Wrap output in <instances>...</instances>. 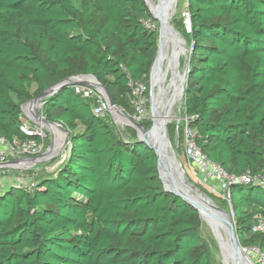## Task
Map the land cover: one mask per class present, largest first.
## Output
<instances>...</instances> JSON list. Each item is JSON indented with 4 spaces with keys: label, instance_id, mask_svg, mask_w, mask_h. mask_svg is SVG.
<instances>
[{
    "label": "trees",
    "instance_id": "1",
    "mask_svg": "<svg viewBox=\"0 0 264 264\" xmlns=\"http://www.w3.org/2000/svg\"><path fill=\"white\" fill-rule=\"evenodd\" d=\"M187 4L182 105L196 146L234 178L256 175L264 170V0ZM157 43L144 0H0V138L23 140L22 105L80 75L132 116L127 82H142L148 98ZM91 106L72 87L42 101V117L70 136L68 155L33 189L0 192V264H214L198 213L164 191L154 152ZM230 203L240 246L264 251V234L251 233L264 189L234 184Z\"/></svg>",
    "mask_w": 264,
    "mask_h": 264
},
{
    "label": "built area",
    "instance_id": "2",
    "mask_svg": "<svg viewBox=\"0 0 264 264\" xmlns=\"http://www.w3.org/2000/svg\"><path fill=\"white\" fill-rule=\"evenodd\" d=\"M187 6V0H184L183 24L186 32L190 33L191 21ZM144 25L147 28H154V25L150 22H145ZM72 88L75 95L92 101L91 113L93 116L97 118H106L108 116H111L112 119L115 118L105 95L101 91L84 85H74ZM127 88L133 109L132 119L134 122L140 123L146 119L149 96L147 98L146 88L140 81L129 79ZM27 106L21 109L22 120L19 127L25 138L23 140L0 138V192L10 186L31 190L36 184L35 180L26 181L23 174L37 165L32 160L43 154L45 142L48 140V131L42 125L40 126L33 122V116L30 114V110H27ZM197 136L196 131L189 128L188 119L185 117L183 154L189 167L201 183L214 189V191H217L223 198L228 200H230V187L237 183L252 184L264 189V170L253 176L246 174L239 179L228 175L220 166L207 159L201 153L196 146ZM10 171H19L21 173L18 179H10L8 182L13 183V185L7 183L8 177L1 176V174L9 173ZM6 183L7 185H5ZM253 220L251 233L264 234V215L258 213ZM247 250L255 253L257 264H264L263 250L259 247L243 248L245 253Z\"/></svg>",
    "mask_w": 264,
    "mask_h": 264
},
{
    "label": "water",
    "instance_id": "3",
    "mask_svg": "<svg viewBox=\"0 0 264 264\" xmlns=\"http://www.w3.org/2000/svg\"><path fill=\"white\" fill-rule=\"evenodd\" d=\"M144 3L148 9L146 0H144ZM152 18L154 19V21L158 22V43H157L156 55H155V58H154V61H153V64L150 70V77H152L153 68H154V65L158 57L159 44H160V39L162 36V31H163V21L159 20L158 18L154 16H152ZM167 21L168 19L166 20V22ZM167 24L169 25V23ZM169 27L171 30H173L176 36L180 37V34L172 27L171 24L169 25ZM189 53L190 52L187 50V55L185 57L184 64H183V73H182V79H181V92H182L181 104H180L181 106L183 102L184 90H185V85L187 81V68H188ZM74 85L90 86L93 89L101 91L105 95L109 103L111 111L120 112L125 117V119L131 123L130 126L136 130L138 134L137 141L145 144L150 150L154 152L156 156L159 179L162 182L164 191L166 193L179 197L180 199H182V201L190 205L194 210H196L200 220H201V214L203 212L206 216H208L212 221H214L217 224V228L221 229L222 234L224 236L223 248L226 252V256L228 257V259L231 261L232 264H251L249 260L244 256L243 248L238 243L236 231L233 226L231 216L229 215L227 211L218 207L212 201L211 198H209L206 194L200 191V189L195 187L186 178L183 168H182V164L180 163L169 141L168 134L166 132H164L163 136H161L160 134H157V139L153 144L148 143L145 140V138H140L139 132H141V134L143 135V133H145L147 130L144 129L140 124L130 119V117L127 114H125L121 109H119L115 105V103L113 102L111 97L108 95L107 91L105 90V88L95 79V77L80 75V76H75V77L62 80L58 82L57 84L53 85L52 87L48 88L47 90H45L39 96L35 97L31 101L22 105L21 109L24 106L32 105L34 107L33 122L36 124L42 125L48 131H51V132H53L52 131L53 127L59 129L61 132L65 134L64 146L69 145L71 142H70V136L68 132L59 123L48 122L43 117H40L37 113L36 107L39 106L42 108V101L52 96L56 92H58L61 88L72 87ZM149 98L152 99V84H151V89L149 93ZM151 106H152V101H151ZM47 154L48 153L45 152L41 156L33 159L32 160L33 163L40 164V163L45 162L49 157ZM162 176H164L165 181L167 182L168 186H166V183ZM181 192L186 193V194H194L195 196L198 197V201L204 203L205 206H200L199 202L198 204L192 203L191 201L186 199L181 194Z\"/></svg>",
    "mask_w": 264,
    "mask_h": 264
},
{
    "label": "rangeland",
    "instance_id": "4",
    "mask_svg": "<svg viewBox=\"0 0 264 264\" xmlns=\"http://www.w3.org/2000/svg\"><path fill=\"white\" fill-rule=\"evenodd\" d=\"M151 1H153V4L155 5H159L161 2V0H151ZM183 11H184V0H176L174 14L171 17L170 24L180 34V37L178 36V41H181L183 45V47H180V48L178 47L177 49L180 74L183 73L182 69H183L185 57L187 55V50L190 52V49H191L189 46V42H188L187 32H185L186 30L184 31L183 25H182ZM156 23L158 25V22ZM158 57H159V53H158ZM165 65H168L167 59H165ZM166 78H167V67L164 70L163 80L165 81ZM151 84L153 87V78L150 77L149 75L148 96L150 93ZM179 109H180L179 122L170 124L167 128V134H168L169 141L172 145V148L175 151L180 163L182 164L184 174L186 178L190 181V183H192L195 187L200 189V191H202L209 198H211L212 201L218 207L224 209L225 211L229 213V215L231 216L232 222H233V226H234L233 211H232L230 200L223 198L222 195H220L217 191H214V189L201 183L196 178L195 174L193 173V170L189 167L188 163L186 162V159L183 154V132H184V127H185V113H184L183 105L180 106ZM37 113L40 117H42L41 107L37 108ZM151 113H152L151 99L148 98V108H147L146 119L138 123L146 130H149L152 126ZM128 116L130 117V119H132V116L130 115ZM108 121L112 124L115 132L119 136L127 138L132 135L136 139H138V134L136 130L130 126L131 123L117 120L116 117L112 119L111 116H108ZM55 140H56V144L55 146H53ZM64 140H65V135L61 131H59L57 135L54 132L48 131V140L45 142L43 153L45 152L48 153L47 155L49 157L45 162L37 164L32 170L25 172L23 174V177L26 181L35 180V179L40 180L41 178L51 176L52 174L54 175L58 166L63 163V161L66 159L68 155L69 145H65L63 147L62 143ZM1 176L8 177V181H7L8 183L10 179H18L21 176V173L19 171H10L9 173L1 174ZM7 183L5 185H7ZM8 184L13 185V183H8ZM201 222H202L201 236L205 241H207L210 244V251H211L212 260L214 264H223V260H222L219 247L211 233V230L202 220ZM246 253L249 256L250 261L253 264H257V258L255 256V253H252L248 250L246 251Z\"/></svg>",
    "mask_w": 264,
    "mask_h": 264
},
{
    "label": "bare ground",
    "instance_id": "5",
    "mask_svg": "<svg viewBox=\"0 0 264 264\" xmlns=\"http://www.w3.org/2000/svg\"><path fill=\"white\" fill-rule=\"evenodd\" d=\"M146 2L150 13H152V16L163 21V31L159 45V57H157L152 73V78H153L152 99H151L152 128L150 130H147L145 133H143V135L141 134V132H139L140 138H145V140L148 143L153 144L157 139V134L163 136L164 132L167 133V128L170 124L179 122V115H180L179 107L181 106L180 104H181V95H182L181 92L182 74H180L179 72L177 49L178 47L179 48L183 47V45L181 41H178V36H176L173 30H171L169 27L171 17L174 14L176 0H161L159 5L153 4L151 0H146ZM167 19L168 21L166 22ZM167 23H169V25ZM165 59H167L168 65H165ZM166 67H167V78L164 81L163 75ZM38 107L39 106H37L36 109ZM28 109L30 110V114L34 112V107L32 105H28L27 110ZM113 114L117 120L130 123L128 120L125 119V117L120 112L113 111ZM52 131L57 135V133L60 130L53 127ZM64 141L62 143L63 147H64ZM55 144H56V140L53 146H55ZM162 177L165 181L164 176ZM165 183L166 186H168L166 181ZM181 194L192 203L198 204L199 202L198 197L195 196L194 194H186L183 192H181ZM199 205L205 206V204L202 202H199ZM201 220L211 230V233L219 247L223 264H230L231 261L226 256V252L223 248L224 236L222 234L221 229L217 228V224L214 221H212L208 216H206L203 212L201 214ZM243 253L244 256L249 260V262L253 264L250 261L248 254H246L244 251Z\"/></svg>",
    "mask_w": 264,
    "mask_h": 264
},
{
    "label": "crops",
    "instance_id": "6",
    "mask_svg": "<svg viewBox=\"0 0 264 264\" xmlns=\"http://www.w3.org/2000/svg\"><path fill=\"white\" fill-rule=\"evenodd\" d=\"M7 188V187H6Z\"/></svg>",
    "mask_w": 264,
    "mask_h": 264
}]
</instances>
